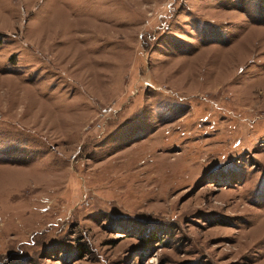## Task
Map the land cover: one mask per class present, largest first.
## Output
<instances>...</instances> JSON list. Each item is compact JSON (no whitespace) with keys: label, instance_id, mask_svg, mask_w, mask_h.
<instances>
[{"label":"rangeland","instance_id":"rangeland-1","mask_svg":"<svg viewBox=\"0 0 264 264\" xmlns=\"http://www.w3.org/2000/svg\"><path fill=\"white\" fill-rule=\"evenodd\" d=\"M0 264H264V0H0Z\"/></svg>","mask_w":264,"mask_h":264}]
</instances>
